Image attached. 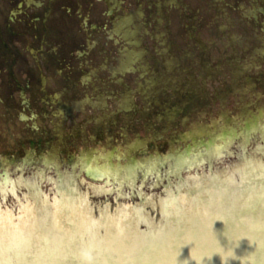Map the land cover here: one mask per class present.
<instances>
[{
	"label": "flooded vegetation",
	"instance_id": "1",
	"mask_svg": "<svg viewBox=\"0 0 264 264\" xmlns=\"http://www.w3.org/2000/svg\"><path fill=\"white\" fill-rule=\"evenodd\" d=\"M250 10L255 13L244 14ZM194 14L199 40L186 31L194 24ZM228 20H233L230 30L239 32L233 35L243 34L239 50L246 55L243 48L252 42L245 32L264 28V0H0V158L6 156L7 163L22 172L27 150L48 145V150L56 149L60 169H86L104 178L114 196L136 203L144 191L168 188L187 170L203 168L201 175L204 170L210 174L222 157L264 155V127L256 126L239 131L237 148L217 147L216 140L203 143L202 129H192L185 136L190 146L176 150L172 133L187 127L182 123L185 114L199 115L204 125L209 119L212 130L224 121L222 116L236 114L238 102L229 93L226 77H206L209 82L203 85L209 87L199 91L185 85L165 88L161 103L145 113L128 98L136 85L134 61L142 55L141 25L154 24L157 33L159 27L167 30L161 34L182 56L204 40L206 25L218 27ZM112 37L121 38L134 52L125 50L120 58L119 42ZM222 49L213 50L216 60L227 52ZM202 54L197 62L192 60L200 69L206 63ZM208 57H213L210 52ZM56 95H62L67 106L61 118L53 117L46 104ZM88 98L96 104L87 105ZM254 121L264 122V116Z\"/></svg>",
	"mask_w": 264,
	"mask_h": 264
},
{
	"label": "water",
	"instance_id": "2",
	"mask_svg": "<svg viewBox=\"0 0 264 264\" xmlns=\"http://www.w3.org/2000/svg\"><path fill=\"white\" fill-rule=\"evenodd\" d=\"M260 115H264V107L231 115L232 119L223 117L219 127L234 133L252 125L260 128L263 123L254 122ZM212 125L207 128L199 123L182 132L202 129L211 133ZM182 132L174 136L176 150L181 151L190 144L180 138ZM230 137L221 139L231 142ZM208 138L210 134L203 140ZM216 143L221 145L220 140ZM245 157L221 160L224 168L231 163L225 171L235 192L228 199H223L218 188L206 195L201 187L190 200L176 189L184 188L181 180H174L172 186L169 183L168 189L160 187L159 195L150 198L161 201L140 213L145 217L138 233L135 220L142 218L140 214L130 217L128 211L124 215L114 209L110 205L113 192L89 189L86 184H99L89 174H82L87 172L60 169L57 152L27 151L24 159L29 167L41 160L43 167L41 171L28 169L31 179L23 176L1 187L0 264H264V155L254 156L251 165L244 163ZM49 167H56L55 173H43ZM111 167L116 171L114 164ZM6 169L0 159V179ZM81 174L84 185L76 184ZM194 176V172L186 174L187 178ZM44 182L49 200L40 190ZM166 203L168 211L163 206ZM173 207L175 216L169 211Z\"/></svg>",
	"mask_w": 264,
	"mask_h": 264
},
{
	"label": "rangeland",
	"instance_id": "3",
	"mask_svg": "<svg viewBox=\"0 0 264 264\" xmlns=\"http://www.w3.org/2000/svg\"><path fill=\"white\" fill-rule=\"evenodd\" d=\"M254 13V10L244 12L247 16H251ZM193 18L194 24L190 25L189 29L186 28V31L195 34L194 38L199 40L200 32L196 23L197 16L194 14ZM233 20L223 23L218 22V27L206 25L204 27V40L200 41L192 49L185 51L182 56L176 55L175 47L169 45L164 39L167 36L161 34L164 33L165 35L167 30L165 31L163 27H159V32L157 33L154 30V24L149 27L141 25L139 38L142 41V55H139L135 60L136 75L133 78H136L135 82L137 84L131 87L130 91L131 97L140 105L144 113L145 109H148L151 105H159L161 103L162 92L165 88L179 90L184 85L192 84L194 86L192 88H196L199 91L202 87H209V85H203L205 81L209 82V78L206 77L216 76L215 74L220 79L227 78L226 83L229 87V93L234 101L238 102L237 105L235 104V107L238 108L236 114L264 107V89H262L264 86V28L261 27L262 29L260 28L261 30L259 29L254 34L250 31L245 32L248 33V38L252 43H249L248 49L243 48L245 52L247 51V54L242 55V51L239 49H241L243 43V40H241L243 34L240 33L239 37L233 35L239 34L235 29L230 30L229 23ZM150 38L154 40L151 41ZM112 39L119 42L118 49H120L121 55L125 53L124 48H127L129 52H134L123 40L115 37ZM145 42L148 46L147 51ZM222 45L227 48V52H223L222 56L216 60L217 57L215 56L217 54L213 50L219 46L222 49ZM200 52L204 53L202 56L206 62V66L202 69L198 65H194L192 61L194 59V62H197ZM209 52L212 54V58L208 57ZM256 77L259 78L257 80L260 81V84L255 82ZM215 86L217 87V85ZM88 103L89 106L95 105L93 100H88ZM47 105L53 109L54 116H52L56 118H61L64 109H66L64 108L63 99L56 96L50 98ZM109 110H112L111 106ZM199 117L197 114L193 117L185 114L182 117V123L185 122L184 124L187 127H179L172 134L175 136L185 129L199 124ZM47 146L36 149L31 147L28 151H46Z\"/></svg>",
	"mask_w": 264,
	"mask_h": 264
},
{
	"label": "bare ground",
	"instance_id": "4",
	"mask_svg": "<svg viewBox=\"0 0 264 264\" xmlns=\"http://www.w3.org/2000/svg\"><path fill=\"white\" fill-rule=\"evenodd\" d=\"M224 117H227V115H225ZM50 152H57L55 148L52 147Z\"/></svg>",
	"mask_w": 264,
	"mask_h": 264
}]
</instances>
